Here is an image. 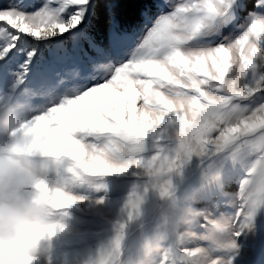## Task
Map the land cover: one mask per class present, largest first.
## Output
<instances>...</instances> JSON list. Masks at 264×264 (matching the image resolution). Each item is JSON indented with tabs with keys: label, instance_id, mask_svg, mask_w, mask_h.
I'll list each match as a JSON object with an SVG mask.
<instances>
[{
	"label": "snow or ice",
	"instance_id": "6c2138e0",
	"mask_svg": "<svg viewBox=\"0 0 264 264\" xmlns=\"http://www.w3.org/2000/svg\"><path fill=\"white\" fill-rule=\"evenodd\" d=\"M101 4L107 38L98 42L89 29L99 30L93 21L102 19ZM117 8L115 0H44L39 7L11 0L0 8L6 106L31 109L28 133L72 159L89 184L142 170L164 197L171 173L194 156L208 161L205 178L222 191V205L236 210L206 208L195 227L206 230L207 246L188 230L180 240L196 246L184 247V257L188 264H254L253 256H264V0L253 10L248 0L145 6L140 15L151 27L134 46L136 29L122 25ZM236 178L238 192L227 191ZM75 199L56 194L59 206ZM141 202L134 192L129 207ZM120 238L93 264H112Z\"/></svg>",
	"mask_w": 264,
	"mask_h": 264
},
{
	"label": "rangeland",
	"instance_id": "374dc122",
	"mask_svg": "<svg viewBox=\"0 0 264 264\" xmlns=\"http://www.w3.org/2000/svg\"><path fill=\"white\" fill-rule=\"evenodd\" d=\"M10 2L11 0H0V8L6 7ZM29 2L39 7L44 0ZM166 2L174 3L178 0H156L155 4ZM248 3H255V0H248ZM249 10H253L252 6H249ZM157 14V9L153 7V20ZM246 15V12L241 13L239 23L244 22ZM148 27H151V22L145 27L141 19L131 28L137 32V40L133 42V46L146 34ZM89 31L91 32L90 29ZM56 39L60 38H55L53 44ZM66 46L71 49V41H67ZM83 47L90 55H94L86 43ZM45 55L47 56V50ZM102 82L92 81L90 86ZM142 105L143 101L138 100L137 107ZM152 154V149L146 153L148 156ZM207 164L208 161L202 162L201 158L194 156L171 173V192L182 204H193L200 208L217 207V213L231 215L236 209L222 205V191L215 181L205 178ZM138 171L142 172L132 169L127 173L106 176L100 182L103 186L89 183L77 186L74 191L82 199L64 210L68 213L69 229L52 237L49 242L51 256L45 258L43 264H48L49 259L51 264H93L96 259H100L101 250L113 249L118 235L121 237L120 243L112 264H188L183 248L196 245L180 240V235L188 230L187 226L174 218L166 227H162L166 201L157 189L148 186L147 177L138 174ZM238 189L239 178H236L229 184L227 191L236 193ZM134 192L142 198L135 211L129 207V199ZM192 230L197 233V244L207 246L208 242L203 239L207 234L206 230L199 227ZM157 244H162L163 247L158 249ZM253 260L254 264H264V256L260 254L253 256Z\"/></svg>",
	"mask_w": 264,
	"mask_h": 264
},
{
	"label": "clouds",
	"instance_id": "9594fccd",
	"mask_svg": "<svg viewBox=\"0 0 264 264\" xmlns=\"http://www.w3.org/2000/svg\"><path fill=\"white\" fill-rule=\"evenodd\" d=\"M6 105V95L0 94V264H43L51 256L52 237L69 229L64 210L82 199L74 190L86 182L76 174L72 159L28 133L31 109ZM113 174L117 173L107 176ZM57 193L76 199L72 205L59 206ZM162 199L166 201L162 227L176 218L191 230L207 212L180 203L172 192Z\"/></svg>",
	"mask_w": 264,
	"mask_h": 264
},
{
	"label": "trees",
	"instance_id": "16d2710c",
	"mask_svg": "<svg viewBox=\"0 0 264 264\" xmlns=\"http://www.w3.org/2000/svg\"><path fill=\"white\" fill-rule=\"evenodd\" d=\"M118 4L116 9L122 25L126 26L129 30L133 28L137 23L142 19L140 12L145 6H153L156 0H115ZM254 3L249 4L253 6ZM98 12L101 14V21H93V24L99 23L100 27L97 30L96 27L90 28L91 33L96 37L97 40H106V25L103 24V19L106 17V9L101 4V7L98 8Z\"/></svg>",
	"mask_w": 264,
	"mask_h": 264
}]
</instances>
